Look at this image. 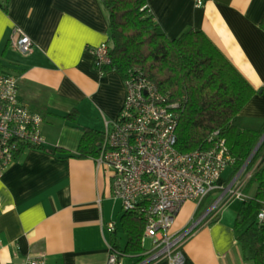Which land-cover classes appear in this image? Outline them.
<instances>
[{
  "label": "crops",
  "instance_id": "1",
  "mask_svg": "<svg viewBox=\"0 0 264 264\" xmlns=\"http://www.w3.org/2000/svg\"><path fill=\"white\" fill-rule=\"evenodd\" d=\"M6 2L0 0V63L19 76L22 101L43 115L46 144L26 147L0 173V264H25L29 257L107 264L114 241L127 244L126 210L111 173L78 149L83 129L104 131L125 101L124 75L115 69L102 74L95 64V48L111 39L108 12L101 0H9L5 9ZM148 3L170 37L196 29L209 36L256 89L241 110L242 124L264 128V0ZM18 32L32 38L30 52L14 43ZM238 200L211 219L203 216L210 198L185 203L172 230L202 220L187 239L191 260L185 264H256L238 240ZM135 260L125 257L126 264Z\"/></svg>",
  "mask_w": 264,
  "mask_h": 264
},
{
  "label": "built area",
  "instance_id": "2",
  "mask_svg": "<svg viewBox=\"0 0 264 264\" xmlns=\"http://www.w3.org/2000/svg\"><path fill=\"white\" fill-rule=\"evenodd\" d=\"M206 0H194L197 7ZM15 44L22 53L33 46L29 35L18 32ZM111 40L94 50L95 64L102 74L111 62ZM126 96L116 121H106L104 140L96 157L98 167L111 173L116 197L125 210L143 208L147 216L144 240L150 244L131 264H185L191 260L186 247L188 237L201 223L173 231L176 218L188 200L200 203L210 198L206 213L211 218L236 198L247 194L244 186L252 172L243 174L247 164L236 170L235 160L224 138H212L209 147L192 151L178 148L177 127L180 100L163 92L144 70H131L125 77ZM43 115L21 99L20 79L15 73L0 70V173L16 158L21 142L43 146ZM219 193L217 197L213 194ZM143 201V202H141ZM264 218L259 213L258 222ZM109 229L115 230V222ZM107 264H126L128 255L113 244ZM25 264H46L44 257H29ZM128 264V263H127Z\"/></svg>",
  "mask_w": 264,
  "mask_h": 264
},
{
  "label": "trees",
  "instance_id": "3",
  "mask_svg": "<svg viewBox=\"0 0 264 264\" xmlns=\"http://www.w3.org/2000/svg\"><path fill=\"white\" fill-rule=\"evenodd\" d=\"M8 1L1 3L5 9ZM101 2L109 15L111 32V62L103 69L118 70L124 77L131 70L142 69L163 92L180 100L177 108L179 149H203L211 145L212 138H224L236 170L247 162L243 174L253 169L244 186L247 195L241 199L236 227L244 257L264 264V218L258 222L259 213L264 210V142L255 152L264 128L245 127L241 115L256 89L203 30H187L180 36L170 37L148 0ZM0 70L15 73L1 63ZM71 115L74 113L68 117ZM83 130L78 153L97 157L104 131L90 127ZM29 146L21 142L19 152ZM252 183H257L254 194L249 192ZM147 221L143 208L127 210L122 217L127 244L121 246L115 240L114 248L140 257L145 250Z\"/></svg>",
  "mask_w": 264,
  "mask_h": 264
},
{
  "label": "rangeland",
  "instance_id": "4",
  "mask_svg": "<svg viewBox=\"0 0 264 264\" xmlns=\"http://www.w3.org/2000/svg\"><path fill=\"white\" fill-rule=\"evenodd\" d=\"M252 171H253V169H252L250 172H252ZM256 188H257V183H252V185H251V187H250V191H251L252 194L255 193ZM214 195H216V196L218 197V196H219V193H217V194H213V195H211L210 197H213ZM238 199H240V198H236V199H234V201H235V200H238ZM239 201L241 202V199L238 200L237 203H239ZM196 206H198V202L195 203V208H194V209H196ZM117 221H118V224L121 226V217H119ZM144 242H145L146 245H149V244H150V240H149V238H146V239L144 240Z\"/></svg>",
  "mask_w": 264,
  "mask_h": 264
},
{
  "label": "water",
  "instance_id": "5",
  "mask_svg": "<svg viewBox=\"0 0 264 264\" xmlns=\"http://www.w3.org/2000/svg\"><path fill=\"white\" fill-rule=\"evenodd\" d=\"M263 142H264V134H263L261 140L259 141V143H258V145H257V147L255 149V152L258 150V148L262 145Z\"/></svg>",
  "mask_w": 264,
  "mask_h": 264
}]
</instances>
